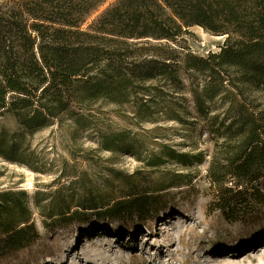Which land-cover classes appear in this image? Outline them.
Returning <instances> with one entry per match:
<instances>
[{
  "label": "trees",
  "instance_id": "1",
  "mask_svg": "<svg viewBox=\"0 0 264 264\" xmlns=\"http://www.w3.org/2000/svg\"><path fill=\"white\" fill-rule=\"evenodd\" d=\"M106 1L0 0V118L8 115L33 132L78 109L79 123L96 102L122 106L140 92H178L181 72L210 81L230 82L233 75L264 83V0H115L87 24ZM193 26L225 36L219 52L181 54L179 42ZM212 121L218 140L206 171L210 209L235 220L251 203H264V108L241 102L227 123ZM3 144L0 137V154ZM100 146L131 148L114 139ZM193 159L200 160L169 148L149 166L175 161L185 167ZM66 177L69 185L87 179L84 171ZM126 196L106 202L78 186L66 199L34 205L40 215L64 222L81 221L86 211L116 218L153 211V192ZM33 225L34 211L23 193H0V256L28 244Z\"/></svg>",
  "mask_w": 264,
  "mask_h": 264
},
{
  "label": "rangeland",
  "instance_id": "2",
  "mask_svg": "<svg viewBox=\"0 0 264 264\" xmlns=\"http://www.w3.org/2000/svg\"><path fill=\"white\" fill-rule=\"evenodd\" d=\"M114 1L107 0L86 23ZM225 38L193 26L178 51L206 57L219 52ZM157 94L140 92L122 106L96 102L79 123L74 109L33 132L19 128L8 115L0 118L5 150L0 154V193H23L34 211L33 239L0 256V264H264V203L253 202L228 220L210 209L206 179L218 140L213 118L227 123L241 102L264 108V83H244L233 75L230 82L210 81L181 72L178 92ZM111 139L131 148H101L102 141ZM169 148L200 160L185 167L175 161L149 166ZM82 171L87 179L69 185L66 175ZM78 186L106 202L150 191L156 196L153 211L120 218L86 211L75 217L81 221L64 222L35 208L66 199ZM260 188L264 193V179Z\"/></svg>",
  "mask_w": 264,
  "mask_h": 264
}]
</instances>
